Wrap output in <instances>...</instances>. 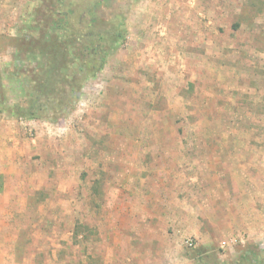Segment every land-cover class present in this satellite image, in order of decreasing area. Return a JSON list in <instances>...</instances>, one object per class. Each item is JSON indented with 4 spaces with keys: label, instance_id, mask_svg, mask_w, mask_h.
Masks as SVG:
<instances>
[{
    "label": "rangeland",
    "instance_id": "obj_1",
    "mask_svg": "<svg viewBox=\"0 0 264 264\" xmlns=\"http://www.w3.org/2000/svg\"><path fill=\"white\" fill-rule=\"evenodd\" d=\"M38 2L0 0V264L264 252V0H100L123 43L31 118L14 54Z\"/></svg>",
    "mask_w": 264,
    "mask_h": 264
},
{
    "label": "trees",
    "instance_id": "obj_2",
    "mask_svg": "<svg viewBox=\"0 0 264 264\" xmlns=\"http://www.w3.org/2000/svg\"><path fill=\"white\" fill-rule=\"evenodd\" d=\"M78 1L39 0L37 24L32 34L20 41L26 47L14 54L27 61L32 59L30 55L34 57L28 71H23L20 64L16 66L13 80L26 96L23 110L28 117L74 104L85 82L103 70L110 53L125 39V32L117 24L103 28L101 20L93 15L95 9L90 6L97 7L100 0H85L84 5ZM197 264L226 263L199 257ZM231 264H264V252L243 251Z\"/></svg>",
    "mask_w": 264,
    "mask_h": 264
}]
</instances>
